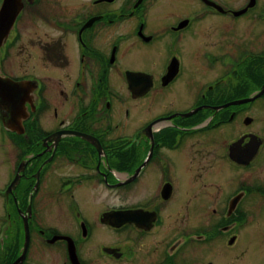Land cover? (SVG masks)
Instances as JSON below:
<instances>
[{
  "label": "flooded vegetation",
  "instance_id": "af4514ba",
  "mask_svg": "<svg viewBox=\"0 0 264 264\" xmlns=\"http://www.w3.org/2000/svg\"><path fill=\"white\" fill-rule=\"evenodd\" d=\"M21 2L1 73L37 89L23 134L0 116L25 140L0 188V264L241 254L264 210V0H187L153 29L160 0ZM248 17L255 35L233 30Z\"/></svg>",
  "mask_w": 264,
  "mask_h": 264
},
{
  "label": "rangeland",
  "instance_id": "374dc122",
  "mask_svg": "<svg viewBox=\"0 0 264 264\" xmlns=\"http://www.w3.org/2000/svg\"><path fill=\"white\" fill-rule=\"evenodd\" d=\"M232 4L237 6L243 2V0H230ZM238 1V2H235ZM162 4L159 10V17L157 21L151 20L152 29L156 28V24L167 23L173 21L176 15H185L195 9L194 3H187V0H160ZM163 14V15H162ZM162 15V17H161ZM167 16L166 18L164 16ZM214 26L216 30H221V25L217 19H214ZM162 24V25H164ZM258 21L255 18H249L241 22L232 23L233 30H246L248 36L255 35L258 29ZM264 26V23H263ZM258 32V31H257ZM8 71L13 75H20L22 70L16 63L15 56H12ZM255 110V108L253 109ZM24 138H16L11 133H5L3 129H0V188L4 189L5 185L9 183L15 174V163L18 161V148L22 144ZM25 141V140H24ZM24 147V146H23ZM12 200V199H11ZM4 200L0 198V223H1V207H3ZM12 204V201H11ZM244 234L243 241L245 246L231 248L229 253L225 252L220 256H213L209 252H206L205 263L213 262V264H264V210L258 216L251 217L246 226V230L242 231ZM246 243V244H245ZM206 247H200V251L204 252ZM224 249V247L222 248ZM225 250V249H224ZM217 257V258H216ZM219 257V258H218ZM221 259V260H220Z\"/></svg>",
  "mask_w": 264,
  "mask_h": 264
},
{
  "label": "water",
  "instance_id": "95a60500",
  "mask_svg": "<svg viewBox=\"0 0 264 264\" xmlns=\"http://www.w3.org/2000/svg\"><path fill=\"white\" fill-rule=\"evenodd\" d=\"M252 2L254 3V0H252ZM252 4L249 7H252ZM213 6L218 7L215 4ZM22 7L23 5L21 0H4V4L0 9V59L1 50L6 43L11 30L14 27V24L19 13L22 10ZM36 89L37 87L33 84V82H17L3 76L1 73L0 63V116L6 130L15 132L18 135L24 133L23 122L29 117L25 105L26 103H30L33 105L34 92ZM255 99L256 97L233 103V105L250 103ZM19 177L20 175L18 174L15 181H13V184L10 188L11 190L16 187L20 179Z\"/></svg>",
  "mask_w": 264,
  "mask_h": 264
}]
</instances>
